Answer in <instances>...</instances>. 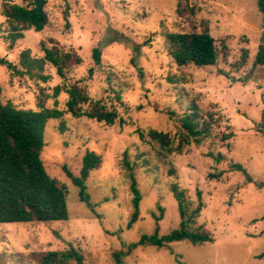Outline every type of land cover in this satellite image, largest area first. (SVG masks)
Returning a JSON list of instances; mask_svg holds the SVG:
<instances>
[{"label": "rangeland", "instance_id": "1", "mask_svg": "<svg viewBox=\"0 0 264 264\" xmlns=\"http://www.w3.org/2000/svg\"><path fill=\"white\" fill-rule=\"evenodd\" d=\"M4 4L27 2L0 0L1 102L64 112L46 123L42 160L49 176L68 190L69 220L0 224V264H40L47 252L71 248L84 256V264H116L114 253L126 252L142 236L179 228L174 184L186 190L194 206L197 189L202 192L197 225L205 226L214 242L140 246L123 264H264V136L257 127H264V65L256 63L264 50V15L257 0H47L48 25L41 32H23L14 44ZM191 32L214 38L215 66L178 67L169 56L166 35ZM43 47L76 53L82 63L71 65L64 78L48 63L42 74L35 69L31 76L21 54L30 50L31 58H42ZM95 48L101 51L99 64L92 57ZM57 86L62 93L54 99ZM72 86L91 99L84 111L98 103L118 115L116 122L68 113L64 90ZM194 105L211 136L178 150L180 119ZM150 131L167 134L169 150L153 141ZM87 152L101 158L85 183L89 203L80 199L64 169L79 177ZM218 173L221 179H207ZM133 178L141 194L140 215L128 228Z\"/></svg>", "mask_w": 264, "mask_h": 264}, {"label": "trees", "instance_id": "2", "mask_svg": "<svg viewBox=\"0 0 264 264\" xmlns=\"http://www.w3.org/2000/svg\"><path fill=\"white\" fill-rule=\"evenodd\" d=\"M26 5L4 4L2 15L9 25V36L12 44L24 38L23 32L34 30L41 32L48 25L46 13L47 0H26ZM258 9L264 15V0H257ZM167 52L178 67L193 66L196 68L212 67L217 64L219 54L214 38L209 33H168L166 35ZM42 58H31L30 50L22 52L20 63L26 73L33 76L37 69L43 73L45 65H52L57 74L65 77V72L71 65H80L82 59L73 52H64L58 48L43 47ZM92 57L96 64L101 62V51L95 48ZM2 65L8 69L20 72L15 66L5 60ZM256 63L264 65V50L257 54ZM47 80V76H38ZM69 100L66 104L68 113L75 118L86 117L98 123L113 125L118 115L115 112L104 110L97 103L91 110L84 111L82 105L91 102L87 93L79 86H72L64 90ZM62 93V87L54 88L53 98L57 99ZM57 105V101L55 102ZM64 112L57 108L42 109L39 112L18 109L12 103L1 102L0 88V224L13 223H48L69 220L67 206L68 190L56 179L49 176L43 160L42 153L45 148L44 135L46 123L50 120L61 119ZM200 109L194 105L187 114L180 119L183 131L182 143L178 146L181 150L191 142L201 145L211 136V127L200 120ZM264 121V119H263ZM258 132L264 136V127L258 126ZM144 139L143 133L140 134ZM149 137L169 150L170 140L167 134L150 131ZM231 136H225V140ZM222 161L224 156L216 158ZM101 158L94 152H87L82 161L80 176L76 177L66 168L65 172L72 184L79 188V196L83 202L89 203L85 194V183L90 173L99 169ZM241 170L240 166H236ZM222 173L209 174L210 181L219 180ZM252 181L250 178L248 179ZM264 187V184H261ZM134 212L128 223L131 228L139 219L141 194L135 179L131 185ZM178 204L181 219L178 229L169 234L160 236L158 230L153 235H144L139 242L131 244L126 252L114 253L116 264H123V258L140 246H154L159 249L168 248L176 242H188L193 246L213 243L214 238L203 225H197V218L204 209L202 192L197 189V203L188 201L186 190L174 184L171 187ZM84 256L75 248L68 251H50L44 254L40 264H68L71 261L84 264Z\"/></svg>", "mask_w": 264, "mask_h": 264}, {"label": "water", "instance_id": "3", "mask_svg": "<svg viewBox=\"0 0 264 264\" xmlns=\"http://www.w3.org/2000/svg\"><path fill=\"white\" fill-rule=\"evenodd\" d=\"M261 50H262V46H261V48H260Z\"/></svg>", "mask_w": 264, "mask_h": 264}]
</instances>
